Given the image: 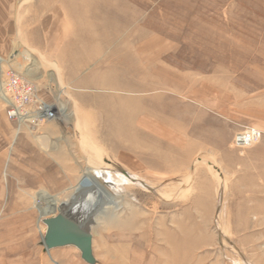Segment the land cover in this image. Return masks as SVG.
<instances>
[{"label":"rangeland","instance_id":"obj_1","mask_svg":"<svg viewBox=\"0 0 264 264\" xmlns=\"http://www.w3.org/2000/svg\"><path fill=\"white\" fill-rule=\"evenodd\" d=\"M0 60L59 111L0 100V264H86L39 205L88 177L96 264H264V0H0Z\"/></svg>","mask_w":264,"mask_h":264},{"label":"built area","instance_id":"obj_2","mask_svg":"<svg viewBox=\"0 0 264 264\" xmlns=\"http://www.w3.org/2000/svg\"><path fill=\"white\" fill-rule=\"evenodd\" d=\"M0 100L11 122L36 127L58 119L59 111L37 96L35 85L11 69L0 75ZM259 137L256 129H247L235 136L234 145L244 149L252 146Z\"/></svg>","mask_w":264,"mask_h":264},{"label":"water","instance_id":"obj_3","mask_svg":"<svg viewBox=\"0 0 264 264\" xmlns=\"http://www.w3.org/2000/svg\"><path fill=\"white\" fill-rule=\"evenodd\" d=\"M49 217L42 220L45 233L42 245L46 251L63 247H74L80 253V258L86 264H96L92 252V235L88 226L80 224L70 215L59 210L57 215L46 213Z\"/></svg>","mask_w":264,"mask_h":264},{"label":"bare ground","instance_id":"obj_4","mask_svg":"<svg viewBox=\"0 0 264 264\" xmlns=\"http://www.w3.org/2000/svg\"><path fill=\"white\" fill-rule=\"evenodd\" d=\"M175 3V2H174ZM8 11V10H7ZM191 11V10H190ZM3 12V11H2ZM105 21V20H104ZM146 21V20H145ZM166 22V21H165ZM166 24V23H165ZM167 25V24H166ZM166 28V27H165ZM179 28V27H178ZM118 36V35H117ZM196 44V43H195ZM131 45V44H130ZM209 46V45H208ZM199 52V51H198ZM210 53V52H209ZM186 54V53H185ZM216 58V57H215ZM173 59V58H172ZM181 59V58H180ZM26 62L29 61V59H24ZM1 61V60H0ZM131 63V62H130ZM120 69V68H119ZM128 69V68H127ZM117 70V69H116ZM142 70V69H141ZM28 75V74H26ZM184 75V74H183ZM66 114V113H65ZM68 114V113H67ZM66 117V116H64ZM69 117V116H68ZM137 131V129H136ZM142 133V132H141ZM140 135V134H139ZM141 136V135H140ZM139 136V137H140ZM142 138V137H140ZM146 138V137H145ZM142 141V140H141ZM140 141V142H141ZM138 142V140H137ZM134 144V143H133ZM139 145V144H138ZM136 145V146H138ZM143 145V144H141ZM186 145V144H185ZM170 147V146H169ZM157 168V167H156ZM85 181V182H84ZM82 183V188H81V192H80V196L82 199H80L82 202H77V203H74V205H68V206H65V205H57V201L55 200H52V199H48V198H44L43 201L45 203V206L44 207H40L39 205V208L40 210L42 211H48L50 209H53V211H50L48 213H54V211H63L65 212L66 214L70 215L71 217L74 216V217H77V219H79L82 223H84V225H89L91 226V223H92V220L93 218L91 216H86V214H81L80 212L82 211H85V209H83L81 206H78V204H81L83 203V201H85L87 199V189L91 187V185H95V187L99 188L98 190H101L102 191V187H101V183L99 182V184L97 183V186H96V183L94 184V182H92V178L91 177H88L86 180H84ZM93 183V184H92ZM94 188V187H93ZM97 190V191H98ZM98 193V192H97ZM96 194V193H94ZM91 195V194H90ZM102 195V194H101ZM78 200V199H77ZM42 201V202H43ZM87 202V201H86ZM87 211V210H86ZM41 213V212H40ZM47 213V212H46ZM46 213H44V215H46ZM84 215V216H83ZM86 216V217H85Z\"/></svg>","mask_w":264,"mask_h":264}]
</instances>
